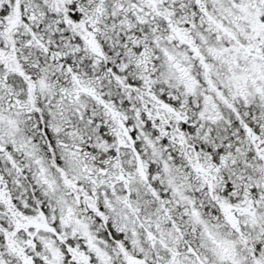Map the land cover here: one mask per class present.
<instances>
[{"label": "snow or ice", "instance_id": "obj_1", "mask_svg": "<svg viewBox=\"0 0 264 264\" xmlns=\"http://www.w3.org/2000/svg\"><path fill=\"white\" fill-rule=\"evenodd\" d=\"M0 264H264V0H0Z\"/></svg>", "mask_w": 264, "mask_h": 264}]
</instances>
